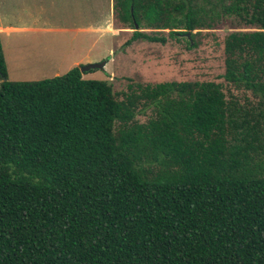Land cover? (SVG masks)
I'll return each mask as SVG.
<instances>
[{"label": "trees", "instance_id": "1", "mask_svg": "<svg viewBox=\"0 0 264 264\" xmlns=\"http://www.w3.org/2000/svg\"><path fill=\"white\" fill-rule=\"evenodd\" d=\"M111 16L124 43L223 28L222 81H9L0 48V264H264V0Z\"/></svg>", "mask_w": 264, "mask_h": 264}, {"label": "rangeland", "instance_id": "2", "mask_svg": "<svg viewBox=\"0 0 264 264\" xmlns=\"http://www.w3.org/2000/svg\"><path fill=\"white\" fill-rule=\"evenodd\" d=\"M109 5L111 0H0V23L23 28L0 34L6 80H39L104 61L102 69L82 72L81 78L106 80L114 91L122 89L126 79L222 81L223 28L202 33L190 49L181 37L163 44L124 43L130 30L115 27ZM86 23H97L98 33L69 29Z\"/></svg>", "mask_w": 264, "mask_h": 264}, {"label": "crops", "instance_id": "3", "mask_svg": "<svg viewBox=\"0 0 264 264\" xmlns=\"http://www.w3.org/2000/svg\"><path fill=\"white\" fill-rule=\"evenodd\" d=\"M109 10H111V5H109ZM8 12H11V10L9 9ZM98 24L94 23H86V25L84 27H71L69 28L70 30H74L77 32H83V33H98ZM21 27H16V26H9V25H2L0 23V34L4 33V32H9V31H20ZM25 29V28H24ZM28 30L33 29V28H26ZM76 65V64H75Z\"/></svg>", "mask_w": 264, "mask_h": 264}, {"label": "water", "instance_id": "4", "mask_svg": "<svg viewBox=\"0 0 264 264\" xmlns=\"http://www.w3.org/2000/svg\"><path fill=\"white\" fill-rule=\"evenodd\" d=\"M184 36L186 38H188V32H186L184 34ZM104 64V61H100V62H95V63H88V64H84L83 66H79L78 67V71L79 73H82V72H85L87 70H90V69H102V66Z\"/></svg>", "mask_w": 264, "mask_h": 264}]
</instances>
